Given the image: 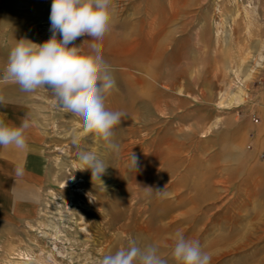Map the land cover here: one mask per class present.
<instances>
[{
    "label": "rangeland",
    "instance_id": "374dc122",
    "mask_svg": "<svg viewBox=\"0 0 264 264\" xmlns=\"http://www.w3.org/2000/svg\"><path fill=\"white\" fill-rule=\"evenodd\" d=\"M51 3L12 0L8 53L20 39L50 38ZM110 15L102 46L115 86L105 107L122 113L111 137L118 150L85 133L49 90L6 82L43 132L49 170L36 219L4 235L0 264H98L130 239L177 264L178 231L211 264H264V178L255 171L264 152L250 125L258 116L245 96L221 102L239 87L253 92L264 0H110ZM89 39L74 43L86 40L87 50ZM86 153L108 167L102 182L84 170Z\"/></svg>",
    "mask_w": 264,
    "mask_h": 264
},
{
    "label": "clouds",
    "instance_id": "9594fccd",
    "mask_svg": "<svg viewBox=\"0 0 264 264\" xmlns=\"http://www.w3.org/2000/svg\"><path fill=\"white\" fill-rule=\"evenodd\" d=\"M110 19V0H52L50 38L40 44L28 39L18 40L9 52L2 80L15 83L29 93L39 88L49 90L58 106L80 119L85 133L94 134L118 150V146L111 143V137L114 127L121 122L122 113L105 107V100L115 86L102 46ZM83 36L90 37L87 50L84 48L86 40L81 45L74 43ZM29 127L27 119L18 126L0 119V147L23 149ZM81 161L86 165L84 170H90L92 180L101 181L108 167L89 153L83 154ZM131 162L136 169L138 161L134 153ZM16 172L22 174V167L18 166ZM171 258L177 264H211L210 255L202 251L199 242L187 239L179 231ZM98 264L168 262L156 245L141 247L135 239H130L126 247L105 255Z\"/></svg>",
    "mask_w": 264,
    "mask_h": 264
},
{
    "label": "crops",
    "instance_id": "0c3cea01",
    "mask_svg": "<svg viewBox=\"0 0 264 264\" xmlns=\"http://www.w3.org/2000/svg\"><path fill=\"white\" fill-rule=\"evenodd\" d=\"M11 4L12 0H0V119L17 126L27 119L30 127L25 133L26 146L23 149L14 146L0 147V243L10 229L36 219L49 170L47 143L43 132L33 122L29 107L13 98L12 93H9L10 86L2 80L11 42L6 31ZM254 76L259 84L255 81L253 92H249L248 97V90L244 88L245 108L250 114L258 116V122L250 125L255 130L254 148L264 152V60ZM18 166L23 169L20 175L16 172ZM255 168L259 173L256 178H264V156H257ZM255 192L262 193V180L257 181Z\"/></svg>",
    "mask_w": 264,
    "mask_h": 264
},
{
    "label": "bare ground",
    "instance_id": "6f19581e",
    "mask_svg": "<svg viewBox=\"0 0 264 264\" xmlns=\"http://www.w3.org/2000/svg\"><path fill=\"white\" fill-rule=\"evenodd\" d=\"M249 12V11H248ZM264 59V44L258 54V56L255 58L254 67H256L257 64L261 62V60ZM253 68L249 71V73L246 75L245 80H248L251 77ZM228 95L222 96L221 95V102L226 103H233V102H240L243 97L245 96V92L243 88H240L236 92H228Z\"/></svg>",
    "mask_w": 264,
    "mask_h": 264
}]
</instances>
